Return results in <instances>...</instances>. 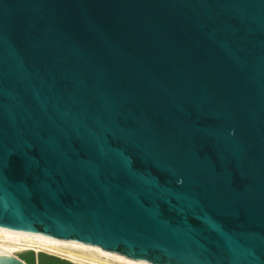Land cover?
<instances>
[{
    "label": "water",
    "instance_id": "water-1",
    "mask_svg": "<svg viewBox=\"0 0 264 264\" xmlns=\"http://www.w3.org/2000/svg\"><path fill=\"white\" fill-rule=\"evenodd\" d=\"M0 231L264 264V0H0Z\"/></svg>",
    "mask_w": 264,
    "mask_h": 264
},
{
    "label": "bare ground",
    "instance_id": "bare-ground-1",
    "mask_svg": "<svg viewBox=\"0 0 264 264\" xmlns=\"http://www.w3.org/2000/svg\"><path fill=\"white\" fill-rule=\"evenodd\" d=\"M25 250H33L35 253L42 251L76 264H146L101 249L75 246V240L56 241L39 235L0 231V258L13 257Z\"/></svg>",
    "mask_w": 264,
    "mask_h": 264
}]
</instances>
